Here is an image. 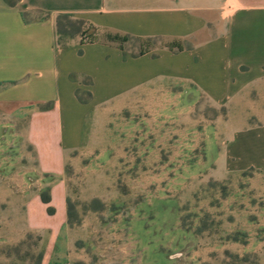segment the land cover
<instances>
[{
    "label": "rangeland",
    "instance_id": "374dc122",
    "mask_svg": "<svg viewBox=\"0 0 264 264\" xmlns=\"http://www.w3.org/2000/svg\"><path fill=\"white\" fill-rule=\"evenodd\" d=\"M86 23L74 39L90 43L92 34L103 40L117 34ZM170 44L161 38H128L123 46L130 55ZM83 51L77 49L80 57ZM165 62L142 61L141 98L126 106L119 103L118 89L110 99L92 104L90 78H77L87 113L80 127L72 121L64 126L65 144L77 146L61 175L70 215L56 259L67 255L73 264H264V170L216 179L218 151L235 129L260 123L257 112L264 113V104L216 106L212 90L189 85L147 88L166 76ZM28 107L15 113L0 109V264L36 263L42 238L26 232L24 200L46 186L51 196L58 180L55 160L42 156L37 161L26 140ZM244 109L250 112L247 121L238 119ZM31 134L41 147L52 139L51 132ZM37 165L53 177L40 173ZM54 193L49 206L55 216L44 207L46 224L59 218Z\"/></svg>",
    "mask_w": 264,
    "mask_h": 264
},
{
    "label": "crops",
    "instance_id": "0c3cea01",
    "mask_svg": "<svg viewBox=\"0 0 264 264\" xmlns=\"http://www.w3.org/2000/svg\"><path fill=\"white\" fill-rule=\"evenodd\" d=\"M59 14L120 35L161 38L171 44L134 57L102 40L72 39L60 46L55 27ZM79 47L84 49L82 57ZM160 58L166 59V76L147 88L189 85L212 90L216 106L264 104V0H0V109L15 113L28 105L26 140L37 161L50 156L59 168L50 190L52 201L54 191L57 194L58 221L46 224L44 207L50 204L38 201L40 189L23 205L26 232L42 238L41 264H73L67 255L56 259V250L68 226L67 188L61 175L68 153L77 146L65 144L64 126L72 121L80 127L87 113L76 95L82 86L77 78H90L92 104L110 99L118 89L119 103L126 106L141 98L142 61L157 63ZM45 103L51 107L38 108ZM257 115L260 123L235 129L218 151L221 173L216 179L264 170V113ZM239 117L247 121L250 112L244 109ZM31 132H51L52 139L41 147Z\"/></svg>",
    "mask_w": 264,
    "mask_h": 264
},
{
    "label": "trees",
    "instance_id": "16d2710c",
    "mask_svg": "<svg viewBox=\"0 0 264 264\" xmlns=\"http://www.w3.org/2000/svg\"><path fill=\"white\" fill-rule=\"evenodd\" d=\"M85 25H87V23L83 19H74L72 17V15H70V14H59L57 16V18H56V23H55V27H56V44L60 45V46H64L70 40L74 39L75 37L81 36L82 35V28ZM92 28H94V27L92 26ZM101 38L102 37L99 36V35L97 36V34H92L91 38H90V43L91 42H95V41H99V40H102L104 42L113 43V42H116V40H119V47L124 52L125 56L134 57L136 55H139V54L143 53V52H140L139 54H130V55H128L126 53V51H125V48L123 46L124 41L126 39H128V38H136V37H132V36H129V35H120V34L117 33L115 35L107 34L105 36L106 40L105 39L103 40ZM137 39H141V38H137ZM149 39H151V38H148L146 40H149ZM81 43H85V42L81 41ZM176 47L181 49L180 45H177ZM76 95L78 97V100L81 101L79 96H78V94H77V92H76ZM88 95L90 97V93ZM50 107H51L50 103H45V104L38 105V108L42 109V110L49 109ZM45 175H48V174H45ZM48 177H53V176L52 175H48L47 178ZM39 195H40V200L42 201V203H44L46 205L50 204L51 196H50V193H49V187L48 186H46L45 190L39 191ZM66 205H67V223H68L69 222L68 219H69V215H70L69 207H68V201H66ZM47 211L51 215L54 213V209L51 206H48ZM41 260H42V250L39 253L38 260L34 264H41Z\"/></svg>",
    "mask_w": 264,
    "mask_h": 264
}]
</instances>
